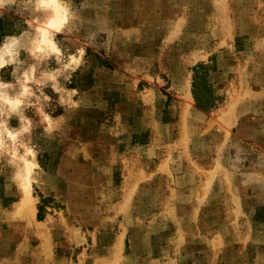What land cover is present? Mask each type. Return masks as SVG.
<instances>
[{"label": "rangeland", "instance_id": "1", "mask_svg": "<svg viewBox=\"0 0 264 264\" xmlns=\"http://www.w3.org/2000/svg\"><path fill=\"white\" fill-rule=\"evenodd\" d=\"M42 1L0 0V264H264V0Z\"/></svg>", "mask_w": 264, "mask_h": 264}, {"label": "bare ground", "instance_id": "2", "mask_svg": "<svg viewBox=\"0 0 264 264\" xmlns=\"http://www.w3.org/2000/svg\"><path fill=\"white\" fill-rule=\"evenodd\" d=\"M42 2H45V3L51 4L52 7H54L55 9L58 8V6H57V0H43ZM45 3H44V4H45ZM5 45H6V47H9V44L5 43ZM23 188H24L23 190H24V193H25V197L28 198V196H29V191H28L27 185H24Z\"/></svg>", "mask_w": 264, "mask_h": 264}, {"label": "crops", "instance_id": "3", "mask_svg": "<svg viewBox=\"0 0 264 264\" xmlns=\"http://www.w3.org/2000/svg\"><path fill=\"white\" fill-rule=\"evenodd\" d=\"M14 48H15V45H14ZM14 61H16V58L14 57ZM7 63H10V62H6V63H4L2 66H4L5 64H7ZM12 63V62H11ZM1 67V66H0ZM0 81L2 82V81H8V80H3L1 77H0ZM9 82V81H8Z\"/></svg>", "mask_w": 264, "mask_h": 264}]
</instances>
